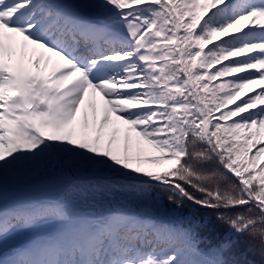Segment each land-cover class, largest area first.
Wrapping results in <instances>:
<instances>
[{"label":"snow or ice","instance_id":"snow-or-ice-1","mask_svg":"<svg viewBox=\"0 0 264 264\" xmlns=\"http://www.w3.org/2000/svg\"><path fill=\"white\" fill-rule=\"evenodd\" d=\"M38 170L55 197L20 188ZM257 251L264 0H0V264Z\"/></svg>","mask_w":264,"mask_h":264},{"label":"trees","instance_id":"trees-1","mask_svg":"<svg viewBox=\"0 0 264 264\" xmlns=\"http://www.w3.org/2000/svg\"><path fill=\"white\" fill-rule=\"evenodd\" d=\"M251 94L252 93H249V95ZM229 107H231V105ZM20 188L23 191H27L31 194L43 197H55L59 191L58 185L54 183V178L52 174L47 171L39 170L35 174L23 177L20 181ZM174 209L176 210L175 212L173 211ZM157 211L161 219L171 220L175 218L177 213H179L183 217H191L195 210L188 204H185L182 208L177 209L176 205L168 201L167 196L164 195L163 200L160 203ZM201 214L206 216L212 215L210 212H204V210H201V213L197 214V218H199V215ZM247 260L254 261L255 264H260L261 255L258 251L249 252L247 254Z\"/></svg>","mask_w":264,"mask_h":264}]
</instances>
